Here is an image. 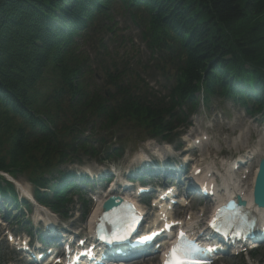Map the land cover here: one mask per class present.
Segmentation results:
<instances>
[{
  "label": "trees",
  "instance_id": "obj_1",
  "mask_svg": "<svg viewBox=\"0 0 264 264\" xmlns=\"http://www.w3.org/2000/svg\"><path fill=\"white\" fill-rule=\"evenodd\" d=\"M119 17L141 29L153 55L174 62L165 95L130 82L126 66L106 68L108 94L84 80L87 63L109 53ZM200 91L264 115V0H0V170L27 177L55 211L66 212L75 186L58 168L82 150L97 155L81 137L98 119L137 121L167 137ZM0 195L18 203L2 175Z\"/></svg>",
  "mask_w": 264,
  "mask_h": 264
},
{
  "label": "rangeland",
  "instance_id": "obj_2",
  "mask_svg": "<svg viewBox=\"0 0 264 264\" xmlns=\"http://www.w3.org/2000/svg\"><path fill=\"white\" fill-rule=\"evenodd\" d=\"M119 27H122V29L118 31L116 37L110 44L112 58H109V56L104 53L95 55V57L87 63L88 72L92 71L90 77H84V80L91 83V85L101 84L105 86L104 74L106 68L111 66L113 69H120V66L124 65L122 61L124 60L126 63V54L131 53L129 54L131 58L135 56L136 58L133 61L131 60L132 64H130V66L132 67L128 70V78L136 82L146 83L148 86L147 89L153 88L154 90H157V92H161L162 94L165 93V89H169L170 85L173 83L171 73L166 72V70L170 71L171 69L168 68L170 67L168 62H161L152 59L149 49L140 38L139 30L132 25L129 20L121 18ZM122 38L124 39V42H122ZM129 41H131L132 44H130ZM129 62L130 61H128V63ZM92 74H94L93 77ZM105 89H107V86L104 87V90ZM51 92V90H46L45 94ZM111 127V129L110 127H101L96 121L95 128L91 132V144L97 146V148H101L103 154L106 150L116 147H118V150L115 152L118 151V153H121L123 150L120 159L117 161H114V159L111 160L112 162L114 161L113 163H115L117 168L120 169L121 173L123 172L127 174L128 172H137L139 169H137L134 164L139 155L144 157L151 156L152 159L157 160V158H159L158 150L163 149L161 146L166 144L164 141H161V138L143 141L144 139H142V137H149L151 133L148 130H145V133H143L144 127L140 126L137 121L128 122L126 124L119 123ZM177 134L182 136L177 139ZM177 134L170 136L174 143L168 146L169 148L167 147L162 152L163 154L161 156L169 157L170 161H174V163H178L179 166L182 165V167L184 166V162L187 161L185 162V166L187 165V169L190 172L196 167H199L204 171L207 166H212L211 168L214 170V165L221 170L224 161H228L231 165V162L234 161L235 158L240 157L243 153H249V150L255 148H258L262 152V155H264V118L260 115L251 117L246 114L236 102L223 97L213 96L208 104L200 105L199 112L191 118V126L185 130L178 129ZM203 134H206L204 136L206 138L204 139H202ZM70 136L71 135H69V137ZM196 136H198L197 139L200 140L199 143H196V148H193L190 151L183 150V146L189 147L192 145V141ZM182 157L185 159L183 160ZM257 158L258 156L254 159H250L246 165L240 166L237 170L239 174L247 176L243 180L244 183L251 182L254 168L257 165ZM142 164L143 165H139V168L147 170V163L145 164V162H142ZM61 168L62 170L74 171L76 174H80V178L87 175L85 173H88V170L84 171L86 168L91 169V178L94 179L99 175L101 176L103 171L106 172L96 161L89 159L88 157L84 159L83 164H69L66 162L62 164ZM180 177H183L182 173L180 174ZM197 177H200V174L199 176L197 174ZM154 178L155 176L152 175L150 180L148 178H145L144 180L147 182L146 184H148ZM19 179V182L22 183L24 188L31 190L32 186L27 180V177L21 176ZM167 180L174 184L177 183L176 176H170ZM102 181L103 180H99L96 183L99 184ZM156 182L162 184L164 180L158 178ZM90 183L92 185V182ZM151 183L154 184L155 182ZM97 184L94 186H86V193L83 196L88 198V205L83 204V199H81L82 197L79 198V195L73 197L74 203L71 205L70 212L65 218H60L58 217L59 215H56V219L53 217L55 215H52L51 213L49 215L44 214V209H42L40 205H34L32 212H27L25 209L17 210L16 207H12L9 211L13 214V218L16 216L17 219L15 220H21L24 223V226L30 225L28 231L25 230L28 228L18 229L13 225L11 219H4L0 215V255L6 253L8 254L6 259L8 257L12 259L10 261L4 259L2 262L0 257V264H14L12 262L13 259H16L17 262L15 263L17 264H27L20 252L15 253L12 251L10 247H13L14 245L12 243L10 245L6 234L9 232L20 233L22 238H28L38 236L42 232L45 233L47 231L45 222L42 223L37 220L39 214L45 217L49 216L47 217L48 219L55 220L56 224L54 227H57V229L60 230L59 232L63 233L64 229L67 228L65 231H77L84 236L88 235L87 221H89L98 202L103 200L105 194L108 193V187L104 188L105 184L102 183L99 184V186H97ZM185 188L186 184L179 189L181 192H184ZM80 193L83 194L82 191ZM182 199L185 198L182 197ZM188 201L189 200L186 199L185 203ZM191 201L190 208L193 215L198 218L204 212V220H206L211 207L209 203L199 199ZM89 206V213L84 217L83 212ZM173 211H180L184 218H186V215L189 212H186V209L179 205H175ZM78 226H80V228H77ZM212 264H264V244L260 247L258 254L254 257L247 252H243L239 255L227 252L225 256H220V259L216 258Z\"/></svg>",
  "mask_w": 264,
  "mask_h": 264
},
{
  "label": "bare ground",
  "instance_id": "obj_3",
  "mask_svg": "<svg viewBox=\"0 0 264 264\" xmlns=\"http://www.w3.org/2000/svg\"><path fill=\"white\" fill-rule=\"evenodd\" d=\"M209 170H210V167L207 166L205 171H204V175L202 177V180L205 181V182L210 180V178L212 177V174H210ZM222 177L224 179V185H225V187L227 188V190L229 192V196L236 195V192H241L244 197L251 198L252 190H253V182H249V183L242 182V179H240V177L238 175H236V173L234 172L233 168L231 166H229L227 161H225L223 163ZM252 180H253V178H252ZM100 210L101 209L99 208L98 211H100ZM146 260L147 259H145V258L143 260H136V261H134L131 264L148 263V261H146ZM148 260H150V259H148Z\"/></svg>",
  "mask_w": 264,
  "mask_h": 264
},
{
  "label": "snow or ice",
  "instance_id": "obj_4",
  "mask_svg": "<svg viewBox=\"0 0 264 264\" xmlns=\"http://www.w3.org/2000/svg\"><path fill=\"white\" fill-rule=\"evenodd\" d=\"M243 220V217H241ZM169 227V225H165V228ZM157 235V233L152 234ZM239 235V233H237ZM152 236L144 237L143 240H151ZM202 251L196 247L192 242H189L185 234L183 232L179 233L177 242L172 246L169 252L166 254V259L164 264H198V262H193L188 257L191 253ZM207 251H211V249H207Z\"/></svg>",
  "mask_w": 264,
  "mask_h": 264
},
{
  "label": "water",
  "instance_id": "obj_5",
  "mask_svg": "<svg viewBox=\"0 0 264 264\" xmlns=\"http://www.w3.org/2000/svg\"><path fill=\"white\" fill-rule=\"evenodd\" d=\"M255 202L264 207V158L260 160V168L256 177L254 189Z\"/></svg>",
  "mask_w": 264,
  "mask_h": 264
}]
</instances>
